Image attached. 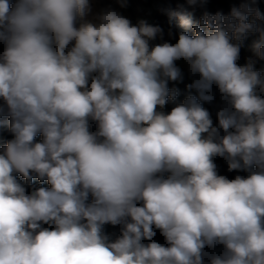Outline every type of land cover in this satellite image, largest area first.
<instances>
[{"label": "clouds", "instance_id": "9594fccd", "mask_svg": "<svg viewBox=\"0 0 264 264\" xmlns=\"http://www.w3.org/2000/svg\"><path fill=\"white\" fill-rule=\"evenodd\" d=\"M261 2L0 0V264H264Z\"/></svg>", "mask_w": 264, "mask_h": 264}, {"label": "trees", "instance_id": "16d2710c", "mask_svg": "<svg viewBox=\"0 0 264 264\" xmlns=\"http://www.w3.org/2000/svg\"><path fill=\"white\" fill-rule=\"evenodd\" d=\"M183 0H158V6H162L165 8H175L177 3H182ZM240 0H209V4H208V10L212 13H215L217 10H222L225 14L228 13L229 11V6L231 3H239ZM199 16V13L197 14ZM149 23H154V24H159L162 28H164L165 30V34L167 33V30L169 28V19L166 15H162L159 12H155L154 17L152 18L151 21H149ZM175 21L172 22V28L174 31H179V29H177L175 27ZM167 38V37H166ZM250 45H251V40L250 37L244 42V46L242 47L241 50V62L244 61V56L247 53L248 50H250ZM190 82L187 77L185 79V83ZM179 87L182 90V95L179 99H183V90H184V84H180ZM171 105H169L170 107ZM206 107H208V105H205ZM0 135H3L5 138H7V131H6V127L0 129ZM217 164L219 165L220 168V172L221 174L227 175L229 178H233L237 173H229L227 172V168L225 163L223 162L222 159H217ZM106 231L111 233L114 231L113 228H111V226H106ZM156 239L160 240L161 242H163V238L161 236H159V234L157 235Z\"/></svg>", "mask_w": 264, "mask_h": 264}, {"label": "rangeland", "instance_id": "374dc122", "mask_svg": "<svg viewBox=\"0 0 264 264\" xmlns=\"http://www.w3.org/2000/svg\"><path fill=\"white\" fill-rule=\"evenodd\" d=\"M108 0H101V3H106ZM158 0H129V7L125 10V15H127L133 22L137 19L143 18L151 21L155 15L156 8L158 7ZM261 10L264 11V0L260 4ZM149 12L151 14L149 15ZM251 43L257 37L252 35L249 36ZM251 55L250 50L247 51L244 58ZM259 67V65H257Z\"/></svg>", "mask_w": 264, "mask_h": 264}]
</instances>
